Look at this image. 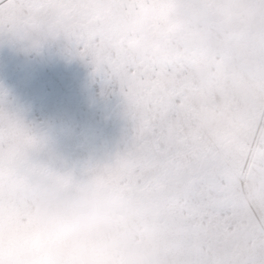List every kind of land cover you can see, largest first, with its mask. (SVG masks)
<instances>
[{"label":"snow or ice","instance_id":"snow-or-ice-1","mask_svg":"<svg viewBox=\"0 0 264 264\" xmlns=\"http://www.w3.org/2000/svg\"><path fill=\"white\" fill-rule=\"evenodd\" d=\"M91 65L130 125L63 170L0 86V264H83L32 210L45 187L109 186L148 227L147 264H264V0H0V43Z\"/></svg>","mask_w":264,"mask_h":264},{"label":"rangeland","instance_id":"rangeland-1","mask_svg":"<svg viewBox=\"0 0 264 264\" xmlns=\"http://www.w3.org/2000/svg\"><path fill=\"white\" fill-rule=\"evenodd\" d=\"M0 86L46 132L63 170L79 173L123 147L130 125L117 95L102 90L92 67L62 42L40 49L0 43ZM38 222L67 244L83 264H147L148 227L135 221L104 184L76 182L38 190Z\"/></svg>","mask_w":264,"mask_h":264}]
</instances>
